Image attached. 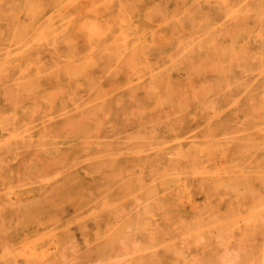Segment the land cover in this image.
Here are the masks:
<instances>
[{
    "label": "rangeland",
    "instance_id": "374dc122",
    "mask_svg": "<svg viewBox=\"0 0 264 264\" xmlns=\"http://www.w3.org/2000/svg\"><path fill=\"white\" fill-rule=\"evenodd\" d=\"M109 2L0 0V264H264V0Z\"/></svg>",
    "mask_w": 264,
    "mask_h": 264
},
{
    "label": "bare ground",
    "instance_id": "6f19581e",
    "mask_svg": "<svg viewBox=\"0 0 264 264\" xmlns=\"http://www.w3.org/2000/svg\"><path fill=\"white\" fill-rule=\"evenodd\" d=\"M104 1V0H103ZM85 2V1H84ZM107 2V1H106ZM100 3V2H99ZM108 3L110 4L111 2H109V0H108ZM103 4H106V3H104L103 2ZM103 6V5H102ZM109 7V6H108ZM35 16V15H34ZM58 27V26H57ZM36 38V37H35ZM38 42V41H37ZM61 51V50H60ZM66 52H67V50H65ZM58 53H59V51H58ZM61 53H63V51L61 52ZM60 53V54H61ZM30 65V64H29ZM28 67V66H27ZM7 72V71H6ZM18 75H19V73H18ZM13 79H15V78H13ZM3 86H7V85H3ZM23 116V115H22ZM24 117V116H23ZM258 207H260V205H258ZM248 221V220H247ZM66 244V243H65ZM71 249H73V248H71ZM235 253V252H234ZM221 254V253H220ZM222 258V257H221ZM232 263V262H231ZM222 264V263H221Z\"/></svg>",
    "mask_w": 264,
    "mask_h": 264
}]
</instances>
